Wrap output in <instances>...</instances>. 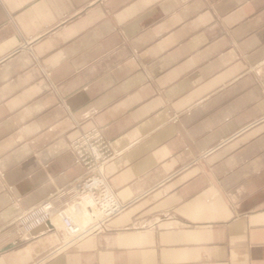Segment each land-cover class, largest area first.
<instances>
[{
    "label": "crops",
    "instance_id": "crops-1",
    "mask_svg": "<svg viewBox=\"0 0 264 264\" xmlns=\"http://www.w3.org/2000/svg\"><path fill=\"white\" fill-rule=\"evenodd\" d=\"M93 128L124 211L58 252L51 222L0 240V264H264V0H0V230Z\"/></svg>",
    "mask_w": 264,
    "mask_h": 264
},
{
    "label": "built area",
    "instance_id": "built-area-1",
    "mask_svg": "<svg viewBox=\"0 0 264 264\" xmlns=\"http://www.w3.org/2000/svg\"><path fill=\"white\" fill-rule=\"evenodd\" d=\"M72 148L75 152V163L81 169L80 173L66 191H58L21 212L17 223L26 234L49 223L54 216H59L63 221L64 232L78 240L98 231L124 211L126 206L120 203L117 193L111 189L103 172L104 166L115 156L112 144L104 132L93 129L76 140ZM66 195L75 198L78 201L75 204H80L86 197L91 198L93 202L87 207L89 210H99L102 213L101 218L91 221L87 230L82 232L66 213L69 204L61 208L57 205L58 200Z\"/></svg>",
    "mask_w": 264,
    "mask_h": 264
},
{
    "label": "rangeland",
    "instance_id": "rangeland-1",
    "mask_svg": "<svg viewBox=\"0 0 264 264\" xmlns=\"http://www.w3.org/2000/svg\"><path fill=\"white\" fill-rule=\"evenodd\" d=\"M93 129H98V128H93ZM93 129H91V130H93ZM91 130H89V131H87V132H84V133H82L80 136H78L76 139H74V140H72L71 142H69V144H68V147H69V149L72 151V153H73V155H74V164H75V166H77L76 165V163H75V152H74V150H73V148H72V144L76 141V140H78L82 135H84V134H86V133H88V132H90ZM78 175V174H77ZM77 175L64 187V188H61L59 191H62V190H65L66 191V189H68L69 188V186H70V184L75 180V178L77 177ZM4 178H5V173L4 172H2V171H0V182H2L3 180H4ZM54 193H58V191H56V192H54ZM54 193H52V194H54ZM52 194H50V195H52ZM49 195V196H50ZM49 196L47 197V198H49ZM46 198V199H47ZM45 199V200H46ZM44 201V200H43ZM42 202V201H41ZM78 201L75 199V198H73V197H71V196H69V195H66V196H64V197H62L61 199H59L58 200V203H57V205H58V207H66V205H68L69 204V207H68V209L70 208V207H74L73 205H75V203H77ZM40 203V202H39ZM38 203V204H39ZM37 205V204H36ZM35 206V205H34ZM33 207V206H32ZM31 208V207H30ZM30 208H28V209H30ZM28 209H25V210H23V211H26V210H28ZM23 211H20L18 214H17V216H16V218H15V220H13L10 224H8V226H4V228L3 229H1L0 230V240L2 241L1 243H3V242H8V241H15L16 242V244H18V243H21L25 238H26V233L21 229V226H19L18 225V223H17V217L21 214V212H23ZM85 222H83V221H80V224H84ZM104 227V226H103ZM102 227V228H103ZM62 230L64 229V226L62 225ZM101 228V229H102ZM100 230V229H99ZM98 230V231H99ZM97 231V232H98ZM63 240V239H62ZM60 241V243L57 245V247L55 248V250L58 252V251H61L62 249H66V248H69V247H71V246H74V244H76L77 242H75V243H72V244H68V241H70L69 240V238H68V240L67 239H65L64 238V240L63 241ZM15 247V246H14ZM7 249V248H6ZM32 264H34V263H32Z\"/></svg>",
    "mask_w": 264,
    "mask_h": 264
},
{
    "label": "bare ground",
    "instance_id": "bare-ground-1",
    "mask_svg": "<svg viewBox=\"0 0 264 264\" xmlns=\"http://www.w3.org/2000/svg\"><path fill=\"white\" fill-rule=\"evenodd\" d=\"M105 169V166H104ZM104 172V170H103ZM105 175V173H104ZM106 177V176H105ZM119 198V197H118ZM120 201V200H119ZM93 201L91 198L86 197L82 200V202L80 204H75L73 205L74 207H70L69 209L66 210V213L68 216H70V218L73 220L74 223L78 224V226L80 227L81 231H85L88 228V225L90 224L91 221H94L96 219L101 218V212L99 210H89L88 209V205L91 204ZM121 203V202H120ZM63 207V206H62ZM69 207V206H68ZM113 219V218H112ZM80 221L85 222L84 224H80ZM54 226H59L62 227L63 225V221L59 216H54L51 221H50ZM40 228V227H39ZM38 229V228H37ZM36 230V229H35ZM64 232V230H63ZM96 233V232H95ZM29 234V233H28ZM26 234V235H28ZM65 234V239H72L75 240V242L79 241L80 239H82L83 237H81L80 239H73L71 238L72 235L64 232ZM92 234V233H91ZM89 235V234H88ZM87 236V235H86ZM85 237V236H84ZM63 239V238H62Z\"/></svg>",
    "mask_w": 264,
    "mask_h": 264
}]
</instances>
